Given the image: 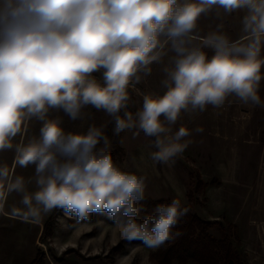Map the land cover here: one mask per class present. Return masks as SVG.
<instances>
[{"label":"clouds","instance_id":"9594fccd","mask_svg":"<svg viewBox=\"0 0 264 264\" xmlns=\"http://www.w3.org/2000/svg\"><path fill=\"white\" fill-rule=\"evenodd\" d=\"M213 7L247 8L245 26L264 33V0H0V150L14 147L16 164L34 168L31 178L16 176L9 185L28 215L103 213L124 239L153 249L178 235L188 207L172 199L140 218L145 177L116 162L102 128L69 131L50 113L76 120L86 106L103 110L116 133L138 127L153 137L154 161L173 160L188 144L189 128H172L183 111L219 106L232 94L245 103L261 101L264 61L254 45L238 48L212 33L203 41L215 49L211 57L189 46L199 17ZM162 38L176 53L165 90L144 95L135 116L121 115L130 84L160 58ZM31 120L38 133L14 145Z\"/></svg>","mask_w":264,"mask_h":264},{"label":"rangeland","instance_id":"374dc122","mask_svg":"<svg viewBox=\"0 0 264 264\" xmlns=\"http://www.w3.org/2000/svg\"><path fill=\"white\" fill-rule=\"evenodd\" d=\"M247 15V8L225 12L213 7L199 17L189 46L201 47L211 57L215 49L203 41L218 33L238 48L254 45L257 58L264 61V33L245 26ZM167 40L162 38L160 58L149 66L150 71H141L139 81L130 84L123 113L135 116L144 95L165 90L163 81L176 55L172 42ZM258 92V104L245 103L232 94L219 106L183 111L172 128L175 131L181 125L187 126L190 134L184 139L188 144L183 153L166 164L151 158L154 138L145 136L138 127L122 131L123 154L115 157L121 167L145 177L147 197L156 201L179 199L212 224V236L228 237L234 264H264V78ZM84 109L89 112L93 108ZM63 114L55 110L50 113L58 118ZM38 129L37 121H26L14 145L27 142ZM112 145H107L109 150ZM3 170L7 174L0 179V264H33L36 260L35 264H155L151 254L162 246L153 249L141 240L124 239L119 227L103 213L77 219L56 210L52 233L43 241L44 225L39 220L52 212L39 217L28 215L19 194L9 188L16 176L31 178L33 166L21 168L16 164L13 147L0 150V172ZM29 187L34 188V183Z\"/></svg>","mask_w":264,"mask_h":264},{"label":"trees","instance_id":"16d2710c","mask_svg":"<svg viewBox=\"0 0 264 264\" xmlns=\"http://www.w3.org/2000/svg\"><path fill=\"white\" fill-rule=\"evenodd\" d=\"M169 40H167L168 42ZM163 49V47L160 49ZM123 111L121 110V115ZM104 114L106 117L104 118ZM65 128L69 131H87L88 127L95 125L102 128L104 136L107 137L108 142H112L111 151L115 159L116 155H122L123 149L120 145L122 131L116 133L114 118L107 115L103 110L95 108L88 112V109L82 110L81 116L72 120L63 114L60 117ZM106 119V120H104ZM108 143V144H109ZM103 146V144L101 145ZM168 202L165 200H153L146 196L141 202L140 218L150 214L156 205ZM183 220H180L176 226L175 231L178 233L173 239L166 242L160 249L151 254V260L155 264H172L177 261L186 264L189 261H194L198 264H234L235 258L231 253V244L228 237L218 239L209 233L212 224L204 220L200 216L192 212L190 208ZM58 211V210H57ZM56 213L54 210L45 219L39 220L44 229L41 234V239L46 240V236L51 234L52 216ZM98 215L101 213H97ZM39 225V224H36ZM43 253V252H42ZM56 261H58L54 255ZM39 259V258H37ZM37 261V260H36ZM36 261L32 263L35 264Z\"/></svg>","mask_w":264,"mask_h":264}]
</instances>
